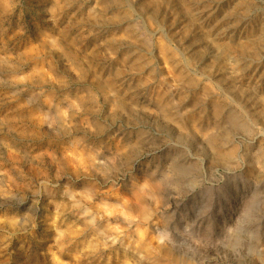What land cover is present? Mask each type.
<instances>
[{"label":"rangeland","instance_id":"374dc122","mask_svg":"<svg viewBox=\"0 0 264 264\" xmlns=\"http://www.w3.org/2000/svg\"><path fill=\"white\" fill-rule=\"evenodd\" d=\"M0 264H264V0H0Z\"/></svg>","mask_w":264,"mask_h":264},{"label":"bare ground","instance_id":"6f19581e","mask_svg":"<svg viewBox=\"0 0 264 264\" xmlns=\"http://www.w3.org/2000/svg\"><path fill=\"white\" fill-rule=\"evenodd\" d=\"M249 47V46H248Z\"/></svg>","mask_w":264,"mask_h":264}]
</instances>
